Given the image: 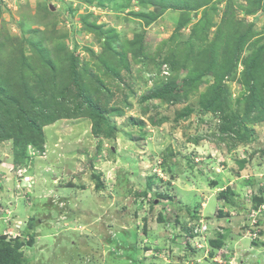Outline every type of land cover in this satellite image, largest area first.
Here are the masks:
<instances>
[{"label": "rangeland", "instance_id": "374dc122", "mask_svg": "<svg viewBox=\"0 0 264 264\" xmlns=\"http://www.w3.org/2000/svg\"><path fill=\"white\" fill-rule=\"evenodd\" d=\"M263 98L264 0H0V133L44 139L0 140V237L19 264H264Z\"/></svg>", "mask_w": 264, "mask_h": 264}, {"label": "trees", "instance_id": "16d2710c", "mask_svg": "<svg viewBox=\"0 0 264 264\" xmlns=\"http://www.w3.org/2000/svg\"><path fill=\"white\" fill-rule=\"evenodd\" d=\"M71 60L73 61V67L71 68V66H70V72L72 71V76L74 77V84L76 87L83 88L82 83H81V75H80L79 70H77V66H76L77 65V58H75L73 56L71 58ZM164 86H165V88H167L165 91L170 90L169 97L173 98L174 101H178L179 94H178V89L176 87V83L172 80H168ZM217 88H219V87L218 86H216L215 88L213 87L214 97L213 98L209 97L204 101V103L211 105V107L214 105V103L218 102L217 97L219 96V93H218ZM157 91H159V90H157ZM160 92L161 91H159L157 94H155V97L163 96ZM78 94H79V97H80L82 104H85V102H86V104L89 105L90 108H93L95 106V105L93 106L91 98L86 96V94L83 92L82 89H80L78 91ZM204 97H207V95H205ZM211 107H206V108L209 109ZM248 107H251V109L249 111L252 114V112L255 110V108L257 106L255 103L253 104L249 100ZM43 122H46V119H44L42 121V123ZM226 123H228V122H226ZM41 126H43V125L38 124L35 119H33V121H32L30 118H28V121H26L25 126L22 127V126L18 125L19 128H17V129L15 128L16 130L14 129L13 130L14 132L12 131L13 132L12 134L9 135L7 132L6 133H4V132L0 133V140L8 139L9 136H10V138L15 137V136L25 138V136L28 134L29 138L35 136L33 138L37 139L36 141L43 143L44 139H43V135L41 133ZM221 130L224 132L225 130H227V128L222 127ZM1 134H3V135H1ZM28 143H31L30 139H28L25 144H28ZM18 145H20V143H18ZM219 196H220L221 200L224 201L226 206L232 207L235 205V201H234L235 193L231 188H228L227 191H223ZM232 197H233V200H232ZM263 204H264V202L262 201V199H261V201H258L255 199V202H254L255 208H258V207L262 206ZM222 243H223L222 239L211 241V244L214 247L213 252L211 253V256L216 249L221 248ZM19 257H20V252L18 251V248L13 246L12 242L8 241L7 238H5L4 236L0 237V264H19L20 263Z\"/></svg>", "mask_w": 264, "mask_h": 264}, {"label": "clouds", "instance_id": "9594fccd", "mask_svg": "<svg viewBox=\"0 0 264 264\" xmlns=\"http://www.w3.org/2000/svg\"><path fill=\"white\" fill-rule=\"evenodd\" d=\"M215 229H217L218 232L221 231L219 225ZM215 229H213V230H215ZM259 238H260V236L257 237V239H259ZM224 261H225V264H230L232 262L231 260H228V261L224 260Z\"/></svg>", "mask_w": 264, "mask_h": 264}, {"label": "built area", "instance_id": "2783aa9c", "mask_svg": "<svg viewBox=\"0 0 264 264\" xmlns=\"http://www.w3.org/2000/svg\"><path fill=\"white\" fill-rule=\"evenodd\" d=\"M24 181L27 183V184H30V181H31V178L30 177H25L24 178ZM224 262V261H223ZM225 263V262H224Z\"/></svg>", "mask_w": 264, "mask_h": 264}]
</instances>
